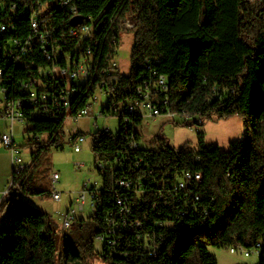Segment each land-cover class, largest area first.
<instances>
[{"label": "trees", "instance_id": "16d2710c", "mask_svg": "<svg viewBox=\"0 0 264 264\" xmlns=\"http://www.w3.org/2000/svg\"><path fill=\"white\" fill-rule=\"evenodd\" d=\"M39 4H46L43 13L64 34L68 51L77 44L92 49L95 80L74 82L70 114L86 106L108 55L116 56L120 24L128 21L130 70L115 72V100L137 101L139 87L156 89L157 77L165 76L167 90L153 97L158 107L175 113L171 121L202 126L206 119L236 115L244 131L227 149L206 142L201 130L196 147L176 148L158 137L155 147L143 149L135 130L142 115L103 105L102 115L118 117V132L97 129L93 136L101 184L91 187L92 214L59 234L51 216L27 200L52 190L35 189L32 166L25 165L20 175L12 173V194L0 203L1 214L10 211L0 220V264H94L96 256L106 264H218L208 246L255 248L264 264V0H0L1 85L8 99L24 97L23 84L33 77L57 84L38 73L53 62L37 45L12 59L21 54L17 43L32 34L31 11ZM75 17L78 26L94 25L91 36L67 35ZM57 60L66 65L64 55ZM21 112L35 164L50 147H61L63 116L34 105ZM119 196L126 197L133 215L125 229L116 230L114 247L104 237L98 251L95 238L119 220Z\"/></svg>", "mask_w": 264, "mask_h": 264}, {"label": "built area", "instance_id": "2783aa9c", "mask_svg": "<svg viewBox=\"0 0 264 264\" xmlns=\"http://www.w3.org/2000/svg\"><path fill=\"white\" fill-rule=\"evenodd\" d=\"M12 9H15V5H13ZM45 9L46 4H39L37 9H32L30 18L32 34L23 45L22 43H17V45H21V54L13 55L12 59L18 61L20 55H25L26 51L30 49L33 44L37 45L43 51L46 59L53 62L51 67L40 69L38 73L42 76L50 77L52 81L57 83L56 86L49 84L47 81H42L41 78L33 77L23 84V90L27 92L24 97L8 99L6 91L1 85L2 69L0 68V119H5L10 122V131L0 135V145L9 149L11 152L12 173L15 174V176L20 175L26 165L22 158L19 145L15 144L13 137L14 123L20 122L18 121V110H21V107L25 105L38 106L44 111L49 110V113L57 114L58 117L63 116L64 122L66 119L77 121L83 116L90 115L91 107L96 101H98V96L103 95L105 96V103L103 105H107V109L111 112H127L128 114L140 113L142 117L146 116L152 118L162 116L169 120H172L176 116L175 113L170 111L167 107H165L166 109L164 107H158L153 97V93L156 95L159 91L167 90L168 86L165 84V76L157 77L154 84L156 89L150 90L147 83L144 88L139 87L137 92L141 98L137 101L122 102L115 100L117 95L115 72L118 70V65L115 61L114 55L112 57L108 55L106 59L107 67L102 70V76L100 77V80L97 81L93 94L89 98L86 106L76 114H70V97L76 93V88L73 86L74 82L95 80L94 71L96 70V66L92 59V49L91 47L84 48L77 44L71 51H68L67 41L64 38V34L59 33L57 28L50 23L51 17L43 13ZM120 27L122 34L123 29L129 30L132 25L128 21H125L120 24ZM1 30H5L4 25L1 26ZM93 30V24H87V27L74 25L68 30L67 35L79 40V37L84 38L86 36H91ZM61 55H64L66 59V65L64 66L56 63ZM58 81H62L63 84L61 85ZM163 103L166 105V101H163ZM124 119L126 121L128 120V117L126 116ZM197 122H201V119H197ZM69 141L74 144V151L79 152L80 145L85 141L84 134L76 133V131H74L69 135ZM78 166L81 167L82 164H78ZM185 177L190 178L191 175L186 173ZM194 178L200 180V174H194ZM58 179L59 175L57 172L50 173V181L52 183L51 196L57 201L61 199L60 192L55 188ZM119 184L126 188L128 186L126 181H120ZM93 186L96 187L95 185ZM13 187L14 183L11 174V178L8 180L2 193L3 198L12 194ZM91 187L92 186L87 187V185L84 184L82 190L75 195L73 200H71L70 208L62 214V229H68L71 227L72 223L77 218L76 212L83 210L87 198L89 199L90 210H93L95 192ZM179 187L182 188L183 183H179ZM116 202L119 206V220L115 222L112 221L106 235L97 236L95 238L96 241L101 242L104 240V237H108V244L111 247H114L116 242V230L125 229L127 227L129 216L131 217L133 215V209L129 205L125 196H119ZM72 204H74L75 208ZM134 224L136 226L140 225L137 220H135ZM256 246H258V244ZM156 248L157 247L154 246L151 250L153 255L156 254ZM229 252H239L245 256H248L251 253L250 251L245 250L243 246H231Z\"/></svg>", "mask_w": 264, "mask_h": 264}, {"label": "rangeland", "instance_id": "374dc122", "mask_svg": "<svg viewBox=\"0 0 264 264\" xmlns=\"http://www.w3.org/2000/svg\"><path fill=\"white\" fill-rule=\"evenodd\" d=\"M122 31L124 33L122 32L121 34L115 61L118 65V70L127 74L130 70L133 35L127 29ZM104 103L105 96L100 95L98 96V101L91 107L90 115L83 116L77 121L66 119L63 126V134L61 135L62 139L60 140L61 147L58 149L54 146L50 147L35 164L32 162V152L35 148L28 144L30 135L24 133L25 124L22 122L14 123L13 137L15 142L19 145L24 163L30 167L32 166V169L29 170V177L33 187L41 191L52 190L50 173L57 172L59 175L55 188L61 194L60 200H54L51 195L45 194L27 197L30 204L51 216L57 224L59 234L64 230L62 229V214L70 208L71 200L82 190L84 184L87 187L93 185L99 187L101 184L100 176L94 166V155L91 151L93 136L97 129L99 131L108 130L112 134L118 132V117L100 114ZM135 130L141 135L140 146L143 149L155 147L158 137L165 138L171 146L176 148L184 146L196 147L197 130L204 132L206 142L218 145L222 149H227L229 142L241 137L244 131L242 119L236 115L220 120L206 119L202 126L179 125L162 116L154 118L144 116L141 124L136 126ZM74 131L83 133L85 138V141L80 145L79 152L74 151V144L69 141V135ZM78 164H82V166L80 167ZM2 197L0 195V199ZM72 206L74 207V204ZM91 214L89 199L87 198L83 210L76 212V217L77 219L87 218ZM5 216L6 213H0V220L4 221ZM95 244L96 249L100 251L101 243L95 240ZM59 248L60 242L57 243V250ZM207 248L216 257L218 264H259V251H256L255 248H245V250L251 252L248 256L239 252L230 253L228 247L215 248L208 246ZM94 264L106 263L96 256Z\"/></svg>", "mask_w": 264, "mask_h": 264}, {"label": "crops", "instance_id": "0c3cea01", "mask_svg": "<svg viewBox=\"0 0 264 264\" xmlns=\"http://www.w3.org/2000/svg\"><path fill=\"white\" fill-rule=\"evenodd\" d=\"M10 131V122L5 119H0V135ZM15 141V139H14ZM16 144V142H15ZM11 152L0 145V195H2L5 186L8 183L9 178H11ZM7 182V183H6ZM3 196V195H2ZM3 197L0 199V203ZM10 211L6 212V215Z\"/></svg>", "mask_w": 264, "mask_h": 264}, {"label": "bare ground", "instance_id": "6f19581e", "mask_svg": "<svg viewBox=\"0 0 264 264\" xmlns=\"http://www.w3.org/2000/svg\"><path fill=\"white\" fill-rule=\"evenodd\" d=\"M80 25V24H79ZM80 27H87V25L82 24ZM165 84H167V78L165 77ZM57 117V116H56ZM18 121L24 123V116L21 112V110H18Z\"/></svg>", "mask_w": 264, "mask_h": 264}, {"label": "water", "instance_id": "95a60500", "mask_svg": "<svg viewBox=\"0 0 264 264\" xmlns=\"http://www.w3.org/2000/svg\"><path fill=\"white\" fill-rule=\"evenodd\" d=\"M80 22V17H75L74 19H73V21H72V24L73 25H76V24H78Z\"/></svg>", "mask_w": 264, "mask_h": 264}]
</instances>
